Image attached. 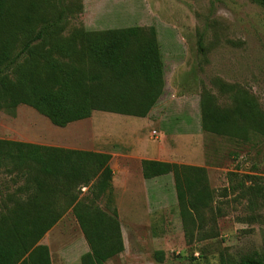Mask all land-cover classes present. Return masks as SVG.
<instances>
[{
    "label": "rangeland",
    "instance_id": "obj_1",
    "mask_svg": "<svg viewBox=\"0 0 264 264\" xmlns=\"http://www.w3.org/2000/svg\"><path fill=\"white\" fill-rule=\"evenodd\" d=\"M26 6L28 10H24ZM9 9L17 17L30 14L35 32L40 29L60 42L82 32L127 26L155 30L164 88L147 116L93 111L88 118L59 127L27 105H19L14 116L0 110V139L120 152L128 156V166L138 173L142 155L151 150L168 156V163L206 170L210 198L206 207L187 221L181 218L172 191H158L162 185H171V180L161 179L154 184L146 181L147 199L141 192L123 197V174L117 171L100 206L115 209L123 223L141 220L146 216L144 209L151 207L154 215L148 226L140 225L136 230L142 235H166L161 242L170 246V251L166 257L164 253L158 255L157 248L141 257L125 252L104 264H234L264 254V132L253 131L252 126L246 137L203 131L199 109L204 90L213 94L220 105H231V93L220 88V80L232 86L233 94H244L256 102L264 115V9L258 3L9 0ZM75 46L79 48V43ZM159 129L167 136L164 145ZM153 130L158 133L156 138ZM114 158L116 167L123 157ZM24 183L22 176L0 172V214L12 205V198L28 194ZM40 243L48 246L51 264H80V256L88 251L70 210Z\"/></svg>",
    "mask_w": 264,
    "mask_h": 264
},
{
    "label": "trees",
    "instance_id": "obj_2",
    "mask_svg": "<svg viewBox=\"0 0 264 264\" xmlns=\"http://www.w3.org/2000/svg\"><path fill=\"white\" fill-rule=\"evenodd\" d=\"M254 1L264 9V0ZM33 23L30 14L17 17L9 0H0V110L14 116L19 105H27L64 127L93 111L145 117L162 95L164 69L154 28L82 32L60 42L35 32ZM218 83L231 93L232 103L222 106L204 90L201 129L239 137H246L250 126L264 132L256 102ZM110 159L106 152L0 139V172L22 176L29 191L12 198L0 214V264H51L48 246L40 240L69 210L88 245L80 264H104L123 252L117 211L100 206L111 188ZM140 164L145 180L173 175L183 220H193V213L206 207L210 192L203 167L154 159ZM234 264H264V254Z\"/></svg>",
    "mask_w": 264,
    "mask_h": 264
},
{
    "label": "crops",
    "instance_id": "obj_3",
    "mask_svg": "<svg viewBox=\"0 0 264 264\" xmlns=\"http://www.w3.org/2000/svg\"><path fill=\"white\" fill-rule=\"evenodd\" d=\"M156 131V130H155ZM157 132V131H156ZM161 134V144H165L166 142V133L162 130H158ZM111 154V159L109 162V165L113 171V178L116 175L117 171H122V180H123V186L121 187V191L123 194L121 196L123 197H129L131 194H134L132 192H135V194H138L141 192V194L145 195L147 199L148 191L146 186V181H151L153 184L156 183V181L161 179H167L171 180V185L168 184L167 186H160V189H158L159 192H167L170 193L172 191L174 197L175 195V188H174V181L173 177L170 175H163L159 177H155L152 179L145 180L142 176V172H134L130 166L127 164V155L120 152H107ZM148 154V155H147ZM150 154V155H149ZM115 155H119L123 157V159L116 164V167H114V157ZM143 159H154L158 161H164L169 162L168 156L160 154L156 150L146 151L145 155H142L141 160ZM141 165V164H140ZM172 177V178H171ZM141 189V190H140ZM146 209V210H145ZM144 211L146 212V216L142 217L139 221H134L133 219L127 220L126 223H123L119 217V223L121 227V234L123 239V246L124 250L119 254V256H122L125 252H134L136 257H141L140 254L149 251L151 248H157L158 251H162L164 253V256H167V252L170 251V246H163V242H161V239L164 238L166 235H163L161 233L157 234H145L142 235L139 233L136 229L141 228L140 225L143 227H147L148 223L150 222L151 216L154 215V210L151 209V207H146ZM119 215V212H118ZM125 216H127V213H125ZM141 223V224H135L134 223ZM147 225V226H146ZM136 227V228H135ZM145 233V232H143ZM163 243V244H162ZM140 259V258H139Z\"/></svg>",
    "mask_w": 264,
    "mask_h": 264
},
{
    "label": "built area",
    "instance_id": "obj_4",
    "mask_svg": "<svg viewBox=\"0 0 264 264\" xmlns=\"http://www.w3.org/2000/svg\"><path fill=\"white\" fill-rule=\"evenodd\" d=\"M152 134L155 136V138L158 135V133L155 130L152 131Z\"/></svg>",
    "mask_w": 264,
    "mask_h": 264
}]
</instances>
